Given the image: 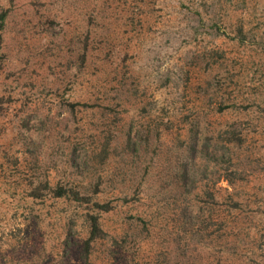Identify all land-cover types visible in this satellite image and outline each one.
<instances>
[{
    "label": "rangeland",
    "instance_id": "374dc122",
    "mask_svg": "<svg viewBox=\"0 0 264 264\" xmlns=\"http://www.w3.org/2000/svg\"><path fill=\"white\" fill-rule=\"evenodd\" d=\"M0 264H264V0H0Z\"/></svg>",
    "mask_w": 264,
    "mask_h": 264
},
{
    "label": "trees",
    "instance_id": "16d2710c",
    "mask_svg": "<svg viewBox=\"0 0 264 264\" xmlns=\"http://www.w3.org/2000/svg\"><path fill=\"white\" fill-rule=\"evenodd\" d=\"M53 190H54V195L58 197L72 198L74 200L80 197L78 192L74 191L72 188L66 189L64 187L56 186ZM91 206L93 210H96V209L108 210V205H106L105 203L97 202V201H91ZM87 220H88V225L90 228V238L93 239L100 232L98 215L96 214V211L92 213H88Z\"/></svg>",
    "mask_w": 264,
    "mask_h": 264
}]
</instances>
